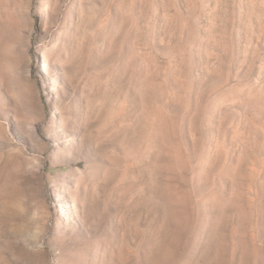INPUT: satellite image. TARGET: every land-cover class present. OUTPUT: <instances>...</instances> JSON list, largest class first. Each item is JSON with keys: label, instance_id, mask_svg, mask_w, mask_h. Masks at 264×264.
<instances>
[{"label": "rangeland", "instance_id": "374dc122", "mask_svg": "<svg viewBox=\"0 0 264 264\" xmlns=\"http://www.w3.org/2000/svg\"><path fill=\"white\" fill-rule=\"evenodd\" d=\"M0 264H264V0H0Z\"/></svg>", "mask_w": 264, "mask_h": 264}, {"label": "bare ground", "instance_id": "6f19581e", "mask_svg": "<svg viewBox=\"0 0 264 264\" xmlns=\"http://www.w3.org/2000/svg\"><path fill=\"white\" fill-rule=\"evenodd\" d=\"M170 245V244H169ZM171 245H172V243H171ZM136 260V259H135Z\"/></svg>", "mask_w": 264, "mask_h": 264}]
</instances>
